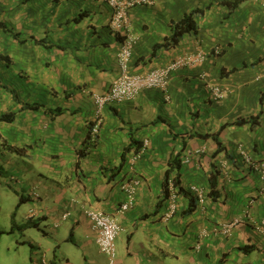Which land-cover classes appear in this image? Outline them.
Masks as SVG:
<instances>
[{
  "label": "crops",
  "instance_id": "0c3cea01",
  "mask_svg": "<svg viewBox=\"0 0 264 264\" xmlns=\"http://www.w3.org/2000/svg\"><path fill=\"white\" fill-rule=\"evenodd\" d=\"M149 2L129 12L124 33L100 1L0 0V217L10 220L0 236L19 232L26 264H109L88 210L119 223L116 264H264V189L240 151L264 160V7ZM197 10V31L173 45L175 25ZM127 35L133 74L205 58L170 75L169 99L147 90L108 105L92 141L95 95L120 75ZM211 85L224 89L223 99H213ZM215 165L217 199L208 195ZM171 170L170 196L173 183L177 191L201 188L205 199L188 213L179 193L167 220Z\"/></svg>",
  "mask_w": 264,
  "mask_h": 264
},
{
  "label": "built area",
  "instance_id": "2783aa9c",
  "mask_svg": "<svg viewBox=\"0 0 264 264\" xmlns=\"http://www.w3.org/2000/svg\"><path fill=\"white\" fill-rule=\"evenodd\" d=\"M107 4L112 9L111 27L121 32L127 33L129 31V12L135 7L140 5L149 4V0H96ZM264 7V0H257ZM134 40L130 35H127V39L123 42L121 52L119 53V60L121 66L120 75L114 80L110 89L102 94L95 95L96 104V117L93 120L90 130V138L92 141H96L100 134L101 127L104 123V112L110 104H122L124 102L132 101L136 99L140 94L147 90H159L167 95V89L169 86V77L181 67L189 64H196L203 62L205 56L202 54L195 55V57H187L180 60H176L166 67H160L151 70L148 73L133 74L130 72L131 58L133 56ZM210 94L214 100H221L225 96L224 89L219 85H211ZM241 155L246 163L251 165V168L255 170L262 182L264 189V160L259 163H253L252 158L244 148H240ZM126 190V186L124 187ZM131 189L127 187L129 192ZM170 205L165 219L169 220L174 217L177 212V201L179 198V191L175 188L173 183H170ZM191 192L197 196L199 203L203 204L205 199V190L192 187ZM134 205V201L131 198L121 209L123 211L130 210ZM89 221L92 224L94 230L98 233L97 243L100 251L107 257L109 264H116L117 249L116 240L121 233V227L116 220L109 215L95 210H88L85 212ZM70 213L62 215V220H68ZM239 223V220H233L232 222L224 226V233H229L234 226Z\"/></svg>",
  "mask_w": 264,
  "mask_h": 264
},
{
  "label": "trees",
  "instance_id": "16d2710c",
  "mask_svg": "<svg viewBox=\"0 0 264 264\" xmlns=\"http://www.w3.org/2000/svg\"><path fill=\"white\" fill-rule=\"evenodd\" d=\"M237 6H238V2L234 3L232 8L236 9ZM200 13L201 12L199 10H197L195 13H192L190 15L185 16V18L183 20H181L180 22H178L175 25L174 34L171 38V43L173 45L178 44L183 39L184 36L191 34V33H195L197 31V24H196L195 17H196V15H198ZM246 123H247V121L240 120L235 125L243 126ZM209 137H215L216 138V136H214V135L213 136H209V135L204 136L205 139L206 138L208 139ZM177 159L175 160V164L178 167H180L181 161L177 160ZM171 172H172V170L168 171L167 177H166V182L164 185L166 199L170 198V191L168 188L169 187L168 184H169V177H170ZM220 176H221V171L219 170V168L216 165H215V167L213 166V171H212L211 177L209 179L210 192L208 194L213 199H217L221 195L220 190H219ZM179 190H180L179 193H183V195L185 197H187L189 200V206H188L187 212L191 213V212L195 211L197 209V204H198L197 203V201H198L197 196L194 193H192L191 191H186V190H183L182 188H179Z\"/></svg>",
  "mask_w": 264,
  "mask_h": 264
},
{
  "label": "rangeland",
  "instance_id": "374dc122",
  "mask_svg": "<svg viewBox=\"0 0 264 264\" xmlns=\"http://www.w3.org/2000/svg\"><path fill=\"white\" fill-rule=\"evenodd\" d=\"M6 206V203H4ZM15 204H10L11 209L14 207ZM0 207H3L0 203ZM10 209V210H11ZM6 211L3 208L0 209V212ZM21 217L19 216V219ZM17 219V222L20 223V220ZM10 220H7L4 217H0V231L1 229H5L9 226ZM11 227H12V223ZM10 229V228H9ZM15 231V229H13ZM20 241V234L16 232L15 235H1L0 236V264H26V262L22 259V250L18 249V242ZM19 250V251H18ZM25 253H29L27 249Z\"/></svg>",
  "mask_w": 264,
  "mask_h": 264
}]
</instances>
